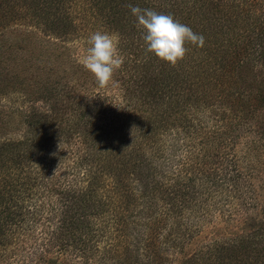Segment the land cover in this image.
<instances>
[{"label": "trees", "instance_id": "1", "mask_svg": "<svg viewBox=\"0 0 264 264\" xmlns=\"http://www.w3.org/2000/svg\"><path fill=\"white\" fill-rule=\"evenodd\" d=\"M148 3L157 12H177L204 37L207 50L219 35L227 52H243L236 42L248 31L244 38L254 36L256 42L243 40L244 54L254 57L239 65L240 74L256 73L254 90L263 88L264 0H199L190 8L174 0ZM208 4L209 15L202 10ZM102 8V0H0L5 38L0 40V92L19 94L30 109L22 113L23 135L0 143V264H119L121 258L120 264H264V115L258 119L254 111L238 109L229 117L225 107L211 106L193 131L160 139L153 149L150 139L164 131L159 117H170L181 105L183 124L198 114L188 112L192 99L175 87L161 95L157 85L159 107L147 117L120 94L113 95V105H104L102 94L90 99L92 113L77 116L71 109L76 118L65 117L58 106L68 100L80 108L86 99L67 90L76 78L67 69L72 62L52 45L44 48L45 41L33 32H48L46 38L56 40L64 36L65 23L78 22L95 33ZM240 19L243 30L237 32ZM253 62L258 63L255 72ZM193 72L180 82L193 89L198 81L209 84L208 75ZM246 90L252 91L248 105L264 106L261 95ZM234 100L245 106L242 96ZM49 113H61L53 118L66 127L58 126L56 141L47 130ZM92 127L98 136L87 134ZM3 129L7 132V126ZM72 134L78 140H68L64 150L61 140ZM103 134L104 150L113 146V170L94 155L92 138ZM158 192L164 194L161 199ZM216 217L241 218L237 232L214 237L190 256L182 253L178 247L186 248L187 240ZM158 224L167 235L153 236ZM153 242L157 251L149 248Z\"/></svg>", "mask_w": 264, "mask_h": 264}, {"label": "rangeland", "instance_id": "2", "mask_svg": "<svg viewBox=\"0 0 264 264\" xmlns=\"http://www.w3.org/2000/svg\"><path fill=\"white\" fill-rule=\"evenodd\" d=\"M131 1L132 0L113 2V0H102L105 9L102 8L101 11L99 10L103 18L99 17L101 21L96 22V25H99L98 31L119 33V47L124 56L122 67L115 73V82L104 87L99 86L95 77L82 64V59L86 55L88 47H90L88 43L89 37L93 34L89 32L84 25L78 22L65 23V30L60 32L64 36L56 40L47 39L46 33L48 34V32L41 33L37 30L33 32L36 40L40 38L45 41L43 45L44 48L49 44L52 45V50L55 49L58 53L63 52L64 56L69 59L74 66L70 69L68 68L69 65H67V69L70 70L69 73L74 77L76 76L75 80L77 79V81H70L69 83L71 84L67 90L72 91L74 94L84 96L86 101L80 108H77L78 105H70L68 100L63 101V105L59 104L58 106L60 108L66 110L65 117L72 116V118H76L73 116L74 112L71 110L73 108H75V114L77 116L86 114L87 112L92 113L91 105H89L91 104L90 99L95 98V96L97 98L101 94L105 96L103 100L104 105H106L107 102L112 103L113 105V95L120 94V97L124 95L125 99L132 100L130 108H133L136 104L141 108L138 112L140 116H153L155 114V109L159 107L157 103H159L160 100L159 86L157 85H160V88H162L161 95H165L169 90L175 87L177 93L182 94L184 97H189L192 101L195 100V103L191 100L187 103V106H191L188 112L198 114L195 116L196 118L194 121L188 125L183 124L180 118L183 114L179 112L186 108L181 105L177 106L178 112L170 113V117H165V119L159 117L160 127L164 128V131L163 133H160L159 136L152 137L149 141V145L155 149V145L160 139L168 141L171 137L173 138L181 131H193L196 125L199 124V120L204 119L205 116L210 114L209 112L213 110H209L211 106H214V109L218 110L221 107H225L226 113H230L229 117L231 114L238 113V109H242L245 112H247V110L251 112L254 111V116L258 117V119L264 115V106H262L261 102H259L258 107L255 105H248L249 98L246 96L252 93V91L249 93L248 90H246L248 87L254 90L258 86V79L257 77H254V74L256 73L252 74L248 71L244 77L240 74L239 65L243 61H246V59L251 60L254 57L252 54H244V46L248 47L244 42L247 44H255L256 42L254 36H247L244 38V35L248 31L245 30L242 32L241 19L240 22L237 23V32L240 27L239 31L242 32V35L240 37L237 35L239 40L236 42V49L243 47V52L236 54H231L232 50L227 52V49L219 46L227 44L221 43L220 41L222 37L218 35V42H215V45H212L209 50H207L209 47L208 44H204L203 47L188 44L187 48L189 51L184 60L179 62L176 66H171L146 51V45L143 40V29L138 26L136 18L131 14L128 7L129 4L133 5V3H136L133 6L148 8V6H150V3L148 2L151 0ZM174 1L177 2L179 7H183V3H186V6L190 8L199 0ZM209 1L217 3L219 0ZM179 2L182 4L179 5ZM153 3L157 4L159 2L155 1ZM147 4L149 5L146 6ZM211 9V5L208 4V7L202 10L209 15V13L212 12ZM165 14H171L175 19L184 24V22L177 17V12H165ZM0 33H2L1 28ZM12 34L13 33H7L6 36ZM0 40H5V38L0 35ZM53 63L56 64L54 61L52 64ZM252 66L254 67L253 69L255 72L258 69V63L253 62ZM191 72L198 77L208 75L207 78L209 84H199L198 81L197 88L193 89L191 85H186L185 82H180L183 79L182 77L191 74ZM70 77L71 75H69V78ZM195 81V79H191L192 83ZM144 85L150 89V94L147 95L148 89L144 88ZM262 87L263 88L258 91H253V94L257 93L258 96L261 95V100L264 99V83ZM190 90L193 91L190 92ZM240 96H242V104L245 106L236 105V100L234 99L237 97L240 98ZM106 97L110 98V101H106ZM221 102L223 106L221 105ZM26 105L28 104L20 99L19 94L0 92V127L7 126V132H4L5 128L2 130L3 132L0 130V143L1 141L8 139L18 140L23 135L24 126L22 124V113H26L30 110ZM37 106L38 104L35 105V107ZM40 108L43 107L40 106ZM32 110L35 111L34 108H32ZM242 114L244 113L242 112ZM55 116L61 117L62 115L61 113H49V116L47 117V119H49L47 126L50 127H47V130L52 135H57L60 131L58 128L59 125H61L63 131L66 128L64 122H59L53 118ZM148 121L150 120L148 119ZM98 125L99 124H95V127ZM44 133L45 131H43V134ZM87 134L90 136H98L99 132L95 131V128L92 127ZM56 135L52 138L53 141L57 140ZM104 139V134L101 137L92 138L95 145L94 155L97 160L103 161L107 167H110L113 170V146L112 148L109 147V149L104 150V148L108 146V142L103 141ZM68 140H71V143L72 141L74 143V141L78 140L77 135L72 134L69 139L66 136L61 140L63 143V149L67 151L70 147L68 143L70 141ZM56 147L60 146L56 145ZM53 148L54 145H52V149ZM163 196L164 194L162 192H158L156 198L161 199ZM239 219L241 218L234 217L233 220L227 221L226 219L216 217L212 220V223L210 222V224L205 225L200 229V232L187 240L189 244H187L186 248H178H181L182 253L185 252V254H189L190 256L200 245L208 243L214 237H226L230 233H236L237 228L240 226ZM160 226L162 225L158 224L157 227H154L155 234H153V236L157 233H164L167 235L168 230H160ZM157 247L158 244L156 245L154 242L149 245L150 250L153 249V251H157ZM122 261L123 259L121 258L118 261L119 264L122 263Z\"/></svg>", "mask_w": 264, "mask_h": 264}, {"label": "clouds", "instance_id": "3", "mask_svg": "<svg viewBox=\"0 0 264 264\" xmlns=\"http://www.w3.org/2000/svg\"><path fill=\"white\" fill-rule=\"evenodd\" d=\"M137 24L143 29L146 51L158 59L176 66L183 61L188 44L203 47L204 37L171 14L154 9L128 5ZM90 47L82 59L83 66L95 77L99 86L114 83L115 73L122 67L124 56L120 51V34L117 32L93 33L88 40Z\"/></svg>", "mask_w": 264, "mask_h": 264}]
</instances>
